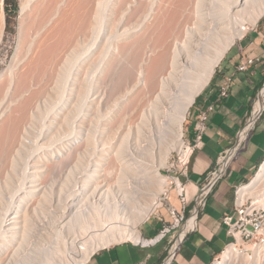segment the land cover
<instances>
[{
	"label": "bare ground",
	"instance_id": "6f19581e",
	"mask_svg": "<svg viewBox=\"0 0 264 264\" xmlns=\"http://www.w3.org/2000/svg\"><path fill=\"white\" fill-rule=\"evenodd\" d=\"M1 5L0 0V41L4 26ZM61 6L64 10L59 12H64L59 16L65 25L58 27L59 21H52L56 13L44 19L46 23L30 37L25 66L18 70L16 65L8 73L7 84L0 85V119L8 111L5 99L11 93H15V101L21 104H17L21 116L32 117L38 112L41 95L53 93L59 97L68 86L71 93L68 94L80 103L92 93L93 110L98 112L103 102V111L107 112L103 117L108 119L114 114L119 126L125 127L120 142L110 145L108 159L102 160L107 162V167L98 163L104 168L102 172L113 177L109 175V181L94 187L98 196L86 208L75 206L76 213L88 214L91 221L67 217L62 220V230L55 229L53 234L55 242L64 248L73 246L75 229L87 231V225L102 221L100 217L109 222L107 232L99 234L96 240L88 239L79 251L75 263L80 264L100 247L124 239L133 242L140 239L138 225L160 206V195L170 182L160 174L159 168L167 166L173 150L183 149V122L188 109L208 84L227 49L244 33V24L255 26L264 14V0H60L55 11ZM73 7L79 8L75 21H64V14ZM222 92H228L226 86ZM226 96L219 94L221 98ZM198 110L204 109L198 106ZM67 117L68 114H63L66 124L71 119ZM256 186L254 181L242 185L239 196L243 200L251 196L264 205L263 192L257 191ZM23 211L21 219L25 227L30 219ZM129 213L134 218L128 225ZM15 214L13 211L0 218L2 241L8 240V228L17 225L13 221ZM191 223L189 220L188 225ZM123 224L126 227L122 228ZM3 227L7 230H2ZM38 251L31 263L29 258V263L49 264L52 252L41 249L38 255ZM214 264H258V260L249 261L246 255L228 246L222 260Z\"/></svg>",
	"mask_w": 264,
	"mask_h": 264
},
{
	"label": "rangeland",
	"instance_id": "374dc122",
	"mask_svg": "<svg viewBox=\"0 0 264 264\" xmlns=\"http://www.w3.org/2000/svg\"><path fill=\"white\" fill-rule=\"evenodd\" d=\"M3 1L4 0H1V6L4 14ZM15 1L16 10L11 14L8 28L5 26L4 14L3 33L0 41L1 87H4L5 83L7 84L9 78L8 73L11 69H15V66L17 65L16 69L21 70L25 66L27 61L25 50L31 39L30 37L38 27H41L46 23L44 19L47 20L50 18L49 15L56 13V15H53L57 19H53V15H51L52 21L54 22L55 20H58V27H60L59 25H65L63 19L62 21L60 20V16L62 17L64 11L59 12V9L60 11L64 10V7L61 6L55 11L60 0ZM74 8L75 7H73V9L71 8L67 14H64V21H72L77 17L79 14L77 9L79 8H75L78 13L75 12V14H73L74 11H76ZM60 13L61 15L59 16ZM65 17L71 20H66ZM73 21H75V19ZM244 27L252 28L253 26L244 24ZM237 39L238 38L235 39V42ZM207 86L208 84L201 90L194 100L201 96ZM66 88L69 89L68 86ZM67 89L59 94V97L61 98L58 96L56 97L53 93V95L51 93L49 95H41L38 102L39 108L38 110L35 109L38 112L35 111L32 114V117H29L24 113V116H21V104L19 101H15V93H11L5 99L6 106L9 108L0 119V218H3L4 216L6 218V215L14 211L16 212L14 216L17 217L16 219L14 218L15 220L13 221L15 222L14 225H17L8 228L9 232L6 234L8 240L2 241L0 239V245L2 242V247L0 246V256H2L0 257V261L3 260L0 264H28L30 261L29 258H31V263L32 260L37 257L35 253L38 249V255L39 252L41 253V249H48L52 252L49 264H71L72 260H75V263L79 260V251H82L84 244L89 242V240H96L99 234H102V232L105 233L108 230L107 227L109 222H104V218L102 219V217H100V219H97L102 221L97 225L90 223L87 225V228H89L87 231L85 229L80 232L78 229H75L76 232L74 233L75 240L73 246L67 245L63 248L61 245H58L53 238L54 231L62 230L60 227L63 225V222L67 217H70L71 219L73 217L72 220L75 218L80 220L81 218L82 220L84 218L86 221L89 220L90 216H88V214L80 215L78 212L76 213L75 206L79 205L81 208L83 206V208H86L89 201H93L98 196L94 187H97V185L102 186L103 182H107L113 177L109 174L110 177L106 172H102L104 171V168L100 167L99 164H106L107 167V162L102 160L108 159L109 147L119 143L121 140L120 138H122L121 135H123L126 130L123 125L119 126L120 124L115 120L116 115L115 117L113 116L114 114L108 116V119L110 120H108L107 117H103L106 116L107 113L103 111L105 110V108H103V102H101L99 106V114L97 110H93L94 106L92 107V104L90 103L94 98L92 93H90L88 97H84L85 103L84 101L80 103L75 96L69 95L71 93H69V90ZM100 92L102 94V89H100ZM26 94L29 93L26 92ZM1 98L2 95L0 94V99ZM81 100H83V98ZM193 103L188 109L186 117L192 109L194 105ZM17 104L20 105V108ZM18 112L20 114H18ZM63 114H68L67 118L69 119L70 116L73 120L70 119L69 121L72 123L69 121L67 122L68 124L64 123L62 118ZM100 119L104 120L100 121ZM112 123H115L114 126ZM90 138L91 141H88ZM183 140H185L184 137ZM90 142H92V145H89ZM16 151L20 154H17ZM178 155L179 152L173 150L170 154L167 166L159 168L160 174L169 178V184L163 189L169 190L170 194L174 192V184L172 181L177 178L180 173L181 167L177 163ZM263 162L264 158L261 160L251 177L242 185L254 181L257 185L256 190L263 192L264 195V170H261V164ZM93 191L95 193H93ZM92 193L94 196H92ZM84 195L88 196L87 202L84 199ZM248 198L250 199L251 196ZM84 202L86 204L83 205ZM24 209L29 216V222L32 226L29 225L30 223L28 222L27 226L22 227L21 215L24 212ZM162 209H165V206L158 208L157 210L160 211ZM156 211L154 210V213L152 212L151 217ZM128 216L129 219L127 220V223L129 225L134 216L130 213ZM103 222L104 224H100ZM121 227L124 228L126 226L123 224ZM5 228L3 227L2 230H7V228ZM20 230L24 232L25 234H22L27 237L23 235L24 238H22ZM49 235L50 239L48 238ZM29 236L30 238H28ZM21 240H24L25 242ZM121 241L131 240L124 239L113 243ZM33 254L34 257L36 256L35 258L33 257ZM25 255L28 257V260L26 261L24 259L26 257ZM29 255L32 256L29 257ZM220 260L221 259L219 258L218 261L220 262Z\"/></svg>",
	"mask_w": 264,
	"mask_h": 264
},
{
	"label": "crops",
	"instance_id": "0c3cea01",
	"mask_svg": "<svg viewBox=\"0 0 264 264\" xmlns=\"http://www.w3.org/2000/svg\"><path fill=\"white\" fill-rule=\"evenodd\" d=\"M244 57H252L254 61L246 70L236 72V66ZM231 74L234 76L229 86V82H224V79ZM263 80L264 14L255 26L227 49L206 90L194 100V105L185 119L183 134L186 140L192 141L195 109L199 106V109L205 110L207 105L214 104L215 109L209 114L202 143L191 156L187 167L186 187L189 197L203 181L218 155L236 136ZM221 86H226L228 90L226 97H219ZM263 158L264 113L229 163L225 176L209 194L203 211L195 220L194 228L184 233L183 238L178 241L173 258L166 264H210L225 248L231 238L226 234V226L221 220L224 215L232 214L237 187L251 177ZM167 202L174 208H179L174 192L169 194ZM170 222L166 209L157 210L152 217L139 224V236L150 239L157 234L163 223ZM168 241L165 238L153 245L132 241L116 242L95 251L85 264H162L169 247Z\"/></svg>",
	"mask_w": 264,
	"mask_h": 264
},
{
	"label": "built area",
	"instance_id": "2783aa9c",
	"mask_svg": "<svg viewBox=\"0 0 264 264\" xmlns=\"http://www.w3.org/2000/svg\"><path fill=\"white\" fill-rule=\"evenodd\" d=\"M249 29L250 28L247 27L243 30L244 33ZM253 61L254 58L252 57L242 58L241 62L236 66L235 71L242 72L246 70ZM233 76L234 74L227 76L224 82H229L230 86ZM219 94H228V92H222L221 86ZM259 104L260 106L256 109V106ZM214 109V104L207 105L206 110H198L196 108L193 114V140H183V149L179 152L177 159V163L181 167L180 173L178 177L172 181L174 184V194L179 202V208L176 209L168 204L169 190L165 189L160 195V206L158 208L165 206L171 222L163 223L160 230L152 238L142 239L140 237V239L136 241L137 244L153 245L168 238L169 247L167 248V254L162 264L168 263L173 258L178 241L183 238L187 230L194 228L195 220L203 211L209 194L216 184L225 176L229 163L235 158L247 134L254 128L256 122L264 113V80L256 91L251 101L250 110L242 126L237 131L236 136L218 155L215 162L206 173L203 181L196 188L194 194L189 197L186 187L188 178L187 167L191 156L199 149L202 143L203 135L207 129L209 114L213 112ZM183 137L185 138L184 134ZM241 186L242 185L238 186L235 191V202L232 214L224 215L221 220V223L226 226V234L231 240L210 264L218 263L219 258L222 260V254L228 246H232L237 252L246 255L249 260L252 261L257 259L258 264H264V205L253 199V197L243 200L239 196V188ZM262 199H264V195H262ZM157 209H155V211ZM189 220H192L190 226L188 225ZM86 260L80 264H85Z\"/></svg>",
	"mask_w": 264,
	"mask_h": 264
},
{
	"label": "trees",
	"instance_id": "16d2710c",
	"mask_svg": "<svg viewBox=\"0 0 264 264\" xmlns=\"http://www.w3.org/2000/svg\"><path fill=\"white\" fill-rule=\"evenodd\" d=\"M3 9L5 14V26L8 28L10 24L11 14L16 10V1L15 0H4Z\"/></svg>",
	"mask_w": 264,
	"mask_h": 264
}]
</instances>
